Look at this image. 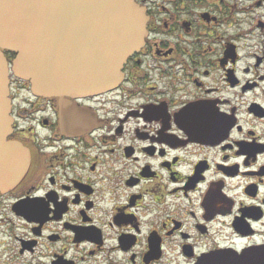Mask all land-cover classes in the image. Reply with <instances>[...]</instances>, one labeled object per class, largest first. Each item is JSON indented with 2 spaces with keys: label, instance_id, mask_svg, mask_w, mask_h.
<instances>
[{
  "label": "flooded vegetation",
  "instance_id": "1",
  "mask_svg": "<svg viewBox=\"0 0 264 264\" xmlns=\"http://www.w3.org/2000/svg\"><path fill=\"white\" fill-rule=\"evenodd\" d=\"M134 1L144 46L111 91L61 107L9 74L29 167L0 264H264V0Z\"/></svg>",
  "mask_w": 264,
  "mask_h": 264
},
{
  "label": "water",
  "instance_id": "2",
  "mask_svg": "<svg viewBox=\"0 0 264 264\" xmlns=\"http://www.w3.org/2000/svg\"><path fill=\"white\" fill-rule=\"evenodd\" d=\"M134 0H0V192L15 187L29 153L11 134L9 73L37 97L78 98L118 86L146 38ZM4 51L15 54L9 68ZM65 107V106H64Z\"/></svg>",
  "mask_w": 264,
  "mask_h": 264
}]
</instances>
